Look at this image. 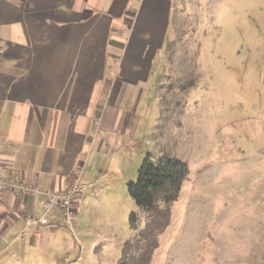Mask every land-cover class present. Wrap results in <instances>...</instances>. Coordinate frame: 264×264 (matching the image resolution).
<instances>
[{
	"label": "rangeland",
	"instance_id": "1",
	"mask_svg": "<svg viewBox=\"0 0 264 264\" xmlns=\"http://www.w3.org/2000/svg\"><path fill=\"white\" fill-rule=\"evenodd\" d=\"M174 2L162 63L130 106L132 132L94 170L72 230L53 253L0 264H264V0ZM148 155L189 173L143 263L144 212L127 183Z\"/></svg>",
	"mask_w": 264,
	"mask_h": 264
},
{
	"label": "crops",
	"instance_id": "2",
	"mask_svg": "<svg viewBox=\"0 0 264 264\" xmlns=\"http://www.w3.org/2000/svg\"><path fill=\"white\" fill-rule=\"evenodd\" d=\"M173 3L0 0V177L59 190L81 166L84 182L97 179L162 63ZM42 199L0 192V262L60 243L62 215L45 216ZM25 214L47 223L25 226Z\"/></svg>",
	"mask_w": 264,
	"mask_h": 264
},
{
	"label": "trees",
	"instance_id": "3",
	"mask_svg": "<svg viewBox=\"0 0 264 264\" xmlns=\"http://www.w3.org/2000/svg\"><path fill=\"white\" fill-rule=\"evenodd\" d=\"M188 173L186 162L180 159L166 155L152 158L148 155L138 169L137 180L127 183L128 195L144 212L143 227L134 236L137 248H143V263L148 262L159 234L169 225L170 205L178 198ZM138 220L135 213L130 215L133 230L137 229Z\"/></svg>",
	"mask_w": 264,
	"mask_h": 264
},
{
	"label": "built area",
	"instance_id": "4",
	"mask_svg": "<svg viewBox=\"0 0 264 264\" xmlns=\"http://www.w3.org/2000/svg\"><path fill=\"white\" fill-rule=\"evenodd\" d=\"M95 189L93 183H87L83 180L82 167L78 166L71 175L67 185L62 189L52 190L44 189L38 179L33 182H25L13 178L0 177V192L14 193L18 197L33 196L40 194L42 196L41 207L44 215L47 216L54 209H58L62 215L65 226L72 230L75 206L79 201L80 195L89 190ZM45 216L34 218L30 214H25L24 224L28 226L33 223L46 224ZM24 232L21 233V236Z\"/></svg>",
	"mask_w": 264,
	"mask_h": 264
}]
</instances>
